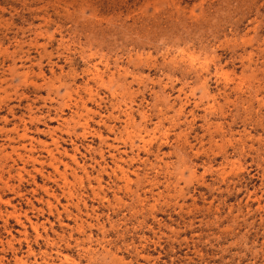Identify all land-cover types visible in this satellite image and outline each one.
I'll return each instance as SVG.
<instances>
[{
    "label": "rangeland",
    "instance_id": "rangeland-1",
    "mask_svg": "<svg viewBox=\"0 0 264 264\" xmlns=\"http://www.w3.org/2000/svg\"><path fill=\"white\" fill-rule=\"evenodd\" d=\"M0 264H264V0H0Z\"/></svg>",
    "mask_w": 264,
    "mask_h": 264
}]
</instances>
